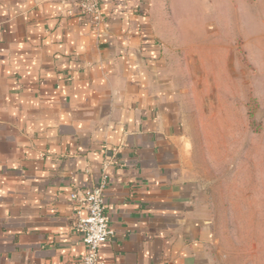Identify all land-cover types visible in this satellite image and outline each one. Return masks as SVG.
I'll list each match as a JSON object with an SVG mask.
<instances>
[{
  "label": "crops",
  "instance_id": "crops-1",
  "mask_svg": "<svg viewBox=\"0 0 264 264\" xmlns=\"http://www.w3.org/2000/svg\"><path fill=\"white\" fill-rule=\"evenodd\" d=\"M96 1L93 18L0 0V264H80L70 196L105 164L102 264H212L183 100L192 86L217 110L254 100L264 129V0H216L209 14L197 0Z\"/></svg>",
  "mask_w": 264,
  "mask_h": 264
},
{
  "label": "rangeland",
  "instance_id": "rangeland-1",
  "mask_svg": "<svg viewBox=\"0 0 264 264\" xmlns=\"http://www.w3.org/2000/svg\"><path fill=\"white\" fill-rule=\"evenodd\" d=\"M165 1H160L161 8L168 5ZM238 1H234L235 7ZM215 2L197 0L207 14ZM155 18L161 23L168 15L157 13ZM235 46L236 56L246 68L240 41ZM193 88L183 104L188 134L198 145L196 158L208 205L212 264H264V129L258 105L253 100L246 113L238 105L230 112L222 97L217 110L211 106L210 94H195ZM228 117L235 120V126L217 125Z\"/></svg>",
  "mask_w": 264,
  "mask_h": 264
},
{
  "label": "built area",
  "instance_id": "built-area-1",
  "mask_svg": "<svg viewBox=\"0 0 264 264\" xmlns=\"http://www.w3.org/2000/svg\"><path fill=\"white\" fill-rule=\"evenodd\" d=\"M60 3L75 4L79 9V16L96 18L98 4L96 0H58ZM68 14H71L68 11ZM106 164L102 168L100 181L89 190L76 191L70 198L75 205L77 218L76 228L82 234V242L87 248L86 255L80 264H102L99 260L100 247L109 241L114 233L106 215L105 188ZM84 211V215L82 212Z\"/></svg>",
  "mask_w": 264,
  "mask_h": 264
}]
</instances>
